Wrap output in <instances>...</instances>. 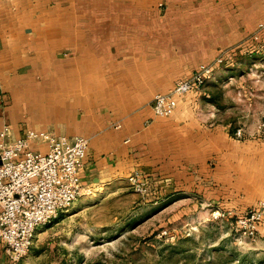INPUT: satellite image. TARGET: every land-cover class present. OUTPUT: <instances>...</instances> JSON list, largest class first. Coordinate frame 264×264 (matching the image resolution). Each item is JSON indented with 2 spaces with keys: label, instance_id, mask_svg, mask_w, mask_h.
<instances>
[{
  "label": "crops",
  "instance_id": "crops-1",
  "mask_svg": "<svg viewBox=\"0 0 264 264\" xmlns=\"http://www.w3.org/2000/svg\"><path fill=\"white\" fill-rule=\"evenodd\" d=\"M263 23L264 0H0V131L89 137L80 177L94 193L134 172L185 185L232 153L229 134L187 127L191 94L167 117L153 98L258 31L263 42ZM38 244L20 261L0 247V264H38Z\"/></svg>",
  "mask_w": 264,
  "mask_h": 264
},
{
  "label": "rangeland",
  "instance_id": "rangeland-1",
  "mask_svg": "<svg viewBox=\"0 0 264 264\" xmlns=\"http://www.w3.org/2000/svg\"><path fill=\"white\" fill-rule=\"evenodd\" d=\"M254 40L206 59L211 76L188 94L187 127L208 141L228 132L219 143L232 153H213L185 185L142 192L127 179L83 195L39 227L38 264H264V212L255 238L237 221L264 207V41Z\"/></svg>",
  "mask_w": 264,
  "mask_h": 264
},
{
  "label": "built area",
  "instance_id": "built-area-1",
  "mask_svg": "<svg viewBox=\"0 0 264 264\" xmlns=\"http://www.w3.org/2000/svg\"><path fill=\"white\" fill-rule=\"evenodd\" d=\"M263 28L264 23L259 30ZM254 37L259 39V31ZM212 71L213 65L201 64L167 92L157 93L152 101L155 114L173 115L181 100L201 88ZM11 132L9 126L0 131V247L12 260L20 261L30 253L40 226L92 192L80 177L90 139L34 128L19 137ZM32 142H45L47 149H32ZM128 180L136 190H147L148 181L140 173L134 172ZM263 212L264 207L257 206L237 219L253 238Z\"/></svg>",
  "mask_w": 264,
  "mask_h": 264
}]
</instances>
